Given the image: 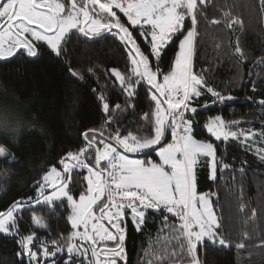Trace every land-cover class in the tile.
Returning <instances> with one entry per match:
<instances>
[{"label": "snow or ice", "instance_id": "6c2138e0", "mask_svg": "<svg viewBox=\"0 0 264 264\" xmlns=\"http://www.w3.org/2000/svg\"><path fill=\"white\" fill-rule=\"evenodd\" d=\"M209 2L0 0V62L18 56L36 58L41 44L57 57L66 55L65 44L75 33L89 41L107 33L127 49L126 70L112 68L105 72L106 76L114 78L112 87L124 95V104L113 106L104 86L93 89L98 92L100 108L106 116L101 127L80 133L84 141L81 147L67 150L43 169L40 179L33 181L34 197H17L0 207V234L16 240L18 264H24L25 258L28 264H58L60 253H66L64 264H85V261L87 264H118L126 260V219L130 217L135 231H143L150 210L163 214V227L158 233L170 229L166 239L175 241V245L171 252L167 248L163 254L152 251L153 260L148 264L165 259L174 260L175 264H203L198 246L205 249L209 245L231 246V241L221 231L223 218L212 203V197L217 194L198 191V172L207 169L208 179L215 182L217 172L229 167L217 154V142L233 139L244 145L258 134L251 129L234 131L240 121H226L216 115L203 125L208 138H196V116L200 109L210 107L207 101L203 105L199 103L203 95L210 96L211 104L223 105L237 99L230 91L224 94L210 86L204 70L200 73L193 70L199 20L206 19ZM259 11L264 21V0H260ZM224 17L229 30L235 32L237 27L243 30V20L238 16L229 11ZM188 19L190 26L186 24ZM211 23L222 21L214 19ZM171 44H175L177 50L167 66L169 70L164 72L161 63ZM232 47L237 63H242L246 56L239 37ZM68 70L73 77L84 78L71 65ZM87 72L94 74L95 67H89ZM141 85L147 86L149 101V111L142 116L146 126L127 132L119 125L112 128L116 114L128 109L135 111L132 101L138 97ZM252 91H256L254 82ZM245 99L252 101L251 96ZM257 103L264 109V97ZM19 126L14 111L0 105V128L14 131ZM169 132L172 139L165 144L163 141ZM259 135L264 137V130ZM148 151L155 152L159 162L128 155H146ZM256 152L264 161V148H257ZM0 159L18 162L4 143H0ZM75 170L87 172L83 176L86 187L78 198L70 187ZM7 174L8 170L0 173ZM38 207H46L48 216L56 213L58 219L67 212L64 219L73 230L50 239L48 216L38 213ZM244 207L242 204L241 209ZM25 213H31L27 219L36 229L44 230L45 236L38 235L36 230L22 234ZM255 215L256 209H253L252 216ZM170 218H173L171 224ZM104 220L114 231L103 226ZM244 235L247 237V233ZM108 241L113 242V246H107ZM261 243L264 246V241ZM235 247L240 250L245 244L241 242Z\"/></svg>", "mask_w": 264, "mask_h": 264}, {"label": "trees", "instance_id": "16d2710c", "mask_svg": "<svg viewBox=\"0 0 264 264\" xmlns=\"http://www.w3.org/2000/svg\"><path fill=\"white\" fill-rule=\"evenodd\" d=\"M259 10L260 0H210L206 19L199 20L193 70L197 73L204 70L203 75L210 86L224 94L230 91L237 99L223 105L211 104L210 96L203 95L199 103L203 105L207 101L210 107L200 109L196 116V138H208L203 125L209 117L216 115H221L226 121H240L234 131L251 129L258 134L244 145L233 139L217 142V154L229 167L217 172L215 182L208 179L207 169L202 168L198 172V191L217 194L212 197V203L216 213L223 218L221 231L231 241L230 247L209 245L205 249L198 246L203 264H264V246L261 243L264 241V161L256 152L257 148H264V137L259 135L264 130V109L257 103L264 97V21ZM229 11L243 20V30L237 27L233 32L225 26L224 13ZM214 19L222 23L212 24ZM186 24L190 26V19ZM237 37L246 56L240 64L232 54V45ZM65 50L66 55L57 57L43 46L36 58L18 56L0 62V105L9 106L20 125L14 131L0 128V143L6 144L18 161L8 163L0 159V173L8 170L6 176L0 175V187L3 189L0 191V207H5L17 197H34L33 181L40 179L43 169L56 162L67 150L81 147L84 141L80 133L101 127L106 116L101 111L98 92L93 89L104 86L113 106L124 104V95L112 87L114 78L105 75L112 68L122 72L126 70L127 49L117 38L104 33L89 41L75 33L65 44ZM176 50L175 44L168 47L161 63L164 72L169 70L167 66ZM69 65L79 70L84 78L73 77L69 73ZM89 67H95L94 74L87 72ZM253 82L255 92L252 91ZM146 89V85L138 88L139 95L132 101L135 111L128 109L116 114L112 128L119 125L127 132L146 126L142 120L143 113L149 111ZM248 96L252 101L245 99ZM170 140L169 132L166 143ZM138 157L158 159L153 151ZM85 173L86 170L72 173L74 182L70 187L77 197L86 187L83 181ZM242 204L245 206L243 210ZM253 209H256L255 217L252 216ZM36 211L48 216L46 207H38ZM24 215L26 223L21 225L22 234L36 230L38 235H46L44 230L36 229L27 219L31 213ZM67 215L64 212L59 219L56 213L48 216L50 239L73 230L65 222ZM162 219V213L148 211L147 223L139 232L133 229L130 217L126 219V260L118 264H148L153 260L152 251L163 254L167 248L171 252L175 241L166 239L170 229L158 233V229L163 227ZM172 219H169L170 224ZM241 242L245 248L238 250L235 245ZM105 243L113 246L111 241ZM17 251L16 240L0 234V264H18ZM66 258V253L58 254V264H64ZM24 264H28L26 258ZM153 264H175V261L154 260Z\"/></svg>", "mask_w": 264, "mask_h": 264}, {"label": "rangeland", "instance_id": "374dc122", "mask_svg": "<svg viewBox=\"0 0 264 264\" xmlns=\"http://www.w3.org/2000/svg\"><path fill=\"white\" fill-rule=\"evenodd\" d=\"M128 155H130V153L128 154ZM133 158H140V159H152V160H154L153 158H151V157H138V156H136V154H135V156L133 157ZM158 158V157H157ZM154 161H156V162H159V158L157 159V160H154ZM85 175H87V172L85 173ZM200 192V191H199ZM202 192V191H201ZM78 198V197H77ZM98 213H99V209L97 208L96 209V215L98 216ZM102 224H103V226L104 227H107V228H109V230H112V231H114L113 229H111L110 227V225L107 223V221H102ZM81 231H82V229H81ZM97 239H99V238H97Z\"/></svg>", "mask_w": 264, "mask_h": 264}, {"label": "water", "instance_id": "95a60500", "mask_svg": "<svg viewBox=\"0 0 264 264\" xmlns=\"http://www.w3.org/2000/svg\"><path fill=\"white\" fill-rule=\"evenodd\" d=\"M167 136H168V133H167V135H166V139L163 141V143H166V141H167ZM139 156H143V155H139ZM100 215V212L98 213V216ZM99 250V249H98Z\"/></svg>", "mask_w": 264, "mask_h": 264}, {"label": "flooded vegetation", "instance_id": "af4514ba", "mask_svg": "<svg viewBox=\"0 0 264 264\" xmlns=\"http://www.w3.org/2000/svg\"><path fill=\"white\" fill-rule=\"evenodd\" d=\"M43 46H46V45L41 44V45H40V48L43 47Z\"/></svg>", "mask_w": 264, "mask_h": 264}, {"label": "crops", "instance_id": "0c3cea01", "mask_svg": "<svg viewBox=\"0 0 264 264\" xmlns=\"http://www.w3.org/2000/svg\"><path fill=\"white\" fill-rule=\"evenodd\" d=\"M129 156H130L131 158H133V157H134V156H133V155H131V154H130Z\"/></svg>", "mask_w": 264, "mask_h": 264}, {"label": "built area", "instance_id": "2783aa9c", "mask_svg": "<svg viewBox=\"0 0 264 264\" xmlns=\"http://www.w3.org/2000/svg\"><path fill=\"white\" fill-rule=\"evenodd\" d=\"M171 139H172V137H171ZM171 141V140H170Z\"/></svg>", "mask_w": 264, "mask_h": 264}]
</instances>
